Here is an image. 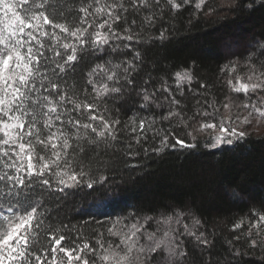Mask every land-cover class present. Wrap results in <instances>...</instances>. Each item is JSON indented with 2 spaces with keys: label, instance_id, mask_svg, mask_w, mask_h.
<instances>
[{
  "label": "snow or ice",
  "instance_id": "obj_1",
  "mask_svg": "<svg viewBox=\"0 0 264 264\" xmlns=\"http://www.w3.org/2000/svg\"><path fill=\"white\" fill-rule=\"evenodd\" d=\"M76 2L79 7L57 11L52 0H0V264H179L187 254L182 236H192L205 246L209 243L203 233L197 234L200 221L194 217L190 227L184 223L185 214L176 209L154 215L139 209L102 214L104 219L93 221L98 229L92 241L78 236L82 243L73 241L65 247L68 237L46 225L50 215L33 192L37 187L41 196L82 186L93 192L105 189L108 177L91 174L93 157L98 161L100 145L119 143L124 132L131 136L128 155L134 144L147 142L150 132L153 140H159L154 152L176 145L195 147L174 132L157 128L155 116L134 114L121 129V120L113 118L106 102L137 88L140 54L136 52L132 60L117 58L121 45L131 50V42H140L133 28L154 26L164 5L170 11L192 5L199 12L207 0ZM141 11L146 15L139 25L128 20L129 12ZM160 38H165L164 31ZM97 53L113 59L93 61L87 73H81L83 85L70 84L68 73L75 74L85 56L102 59ZM262 56L264 46L243 64L231 60L224 64L220 72L230 95L219 106L206 100L207 107L198 108L187 120L177 95L183 96L185 88L191 91L194 77L188 68L173 72L171 85L167 79L158 86L151 78L144 81L137 92L140 109L161 107L163 101L169 110L161 121L178 119L193 140L204 135L207 147L232 144L248 134L243 128L253 121L264 124ZM240 97L242 102H237ZM170 137L175 144H169ZM103 195L110 198L106 190ZM245 228L249 247L264 246V206L251 209L232 226L233 231Z\"/></svg>",
  "mask_w": 264,
  "mask_h": 264
},
{
  "label": "trees",
  "instance_id": "obj_2",
  "mask_svg": "<svg viewBox=\"0 0 264 264\" xmlns=\"http://www.w3.org/2000/svg\"><path fill=\"white\" fill-rule=\"evenodd\" d=\"M52 4L57 11L79 7L76 0H52ZM143 15H146L143 11L138 15L129 12L128 20L135 19L139 25ZM157 16L152 27H134L140 42H131V50L121 45L117 56L132 60L136 52L140 54L136 90L128 89L106 104L113 118L121 120V129L134 114L155 116L157 128L168 129L195 147L176 145L157 153L152 149L159 147V140H153L150 132L147 142L134 144L132 154L128 155L126 144L131 136L124 132L119 143L100 145L98 161L93 157L91 174L93 178L108 177L105 189L93 192L82 186L65 194L45 192L41 196L37 187L33 196L44 202L46 214L50 215L46 225L68 237L65 247L72 246L73 241L77 244L82 240L92 241L98 229L93 221L104 219L102 214L115 215L125 209H139L154 215L176 209L185 214L184 223L190 227L192 218L198 219L197 234L203 233L209 242L205 246L192 236H182L187 254L179 258V264H264V246L249 247L244 235L246 228L232 230L233 224L246 218L251 209L264 206V129H245L248 134L243 139L217 148L207 147L204 135L193 140L186 135L187 130L178 119L171 123L160 120L167 114L168 104L160 101L161 107L149 105L141 110L142 101L137 96L139 88L149 78L155 86L161 79H167L171 85V74L188 68L194 77L191 91L185 88L183 96L177 95L184 119L193 116L198 108H206V100L221 105L230 93L220 68L230 60L243 64L250 54H258L264 46V0H207L199 12L192 5H185L179 11H170L164 5ZM161 31H164L163 39ZM229 44L231 47L227 46ZM96 56L102 59L85 56L75 74L68 73L70 84L81 87V73H87L93 61L101 63L113 59L103 53ZM201 83L207 87L201 88ZM242 100L240 97L237 102ZM221 114H225L222 108ZM169 144H175V139L170 137ZM105 190L110 196L108 199L103 195ZM78 236L82 240L77 239ZM236 236L241 237L239 242L234 240Z\"/></svg>",
  "mask_w": 264,
  "mask_h": 264
},
{
  "label": "rangeland",
  "instance_id": "obj_3",
  "mask_svg": "<svg viewBox=\"0 0 264 264\" xmlns=\"http://www.w3.org/2000/svg\"><path fill=\"white\" fill-rule=\"evenodd\" d=\"M260 126H261V127H260ZM260 126H257V125L255 124V121H253V124H252V125H249V126L244 127L243 130H244V131H245V129H249V130H251L252 128H255V127H258V128H260V129H264V124H262V125H260Z\"/></svg>",
  "mask_w": 264,
  "mask_h": 264
}]
</instances>
